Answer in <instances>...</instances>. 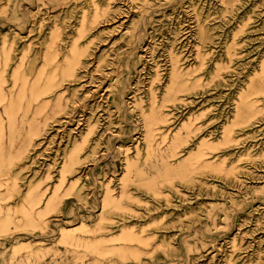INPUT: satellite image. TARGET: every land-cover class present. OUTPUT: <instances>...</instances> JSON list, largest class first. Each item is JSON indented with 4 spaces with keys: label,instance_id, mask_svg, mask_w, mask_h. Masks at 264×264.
<instances>
[{
    "label": "rangeland",
    "instance_id": "obj_1",
    "mask_svg": "<svg viewBox=\"0 0 264 264\" xmlns=\"http://www.w3.org/2000/svg\"><path fill=\"white\" fill-rule=\"evenodd\" d=\"M0 264H264V0H0Z\"/></svg>",
    "mask_w": 264,
    "mask_h": 264
},
{
    "label": "crops",
    "instance_id": "obj_2",
    "mask_svg": "<svg viewBox=\"0 0 264 264\" xmlns=\"http://www.w3.org/2000/svg\"><path fill=\"white\" fill-rule=\"evenodd\" d=\"M35 89V88H34ZM36 91V90H35Z\"/></svg>",
    "mask_w": 264,
    "mask_h": 264
}]
</instances>
